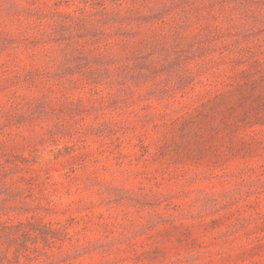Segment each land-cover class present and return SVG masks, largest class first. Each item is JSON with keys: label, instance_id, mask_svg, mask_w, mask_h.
Listing matches in <instances>:
<instances>
[{"label": "rangeland", "instance_id": "rangeland-1", "mask_svg": "<svg viewBox=\"0 0 264 264\" xmlns=\"http://www.w3.org/2000/svg\"><path fill=\"white\" fill-rule=\"evenodd\" d=\"M0 264H264V0H0Z\"/></svg>", "mask_w": 264, "mask_h": 264}]
</instances>
